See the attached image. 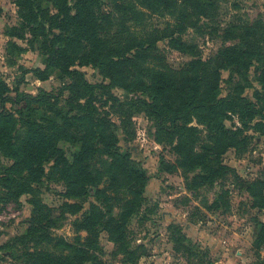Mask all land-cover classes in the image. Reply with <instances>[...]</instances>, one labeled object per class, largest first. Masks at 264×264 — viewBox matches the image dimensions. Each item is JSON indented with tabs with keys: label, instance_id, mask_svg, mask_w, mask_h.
Returning <instances> with one entry per match:
<instances>
[{
	"label": "rangeland",
	"instance_id": "rangeland-1",
	"mask_svg": "<svg viewBox=\"0 0 264 264\" xmlns=\"http://www.w3.org/2000/svg\"><path fill=\"white\" fill-rule=\"evenodd\" d=\"M75 1L68 0V5L73 7ZM120 1H93L91 9L95 22L98 17L103 19L96 35L116 39L118 35L125 37L127 30L136 35L153 30L169 31V36L156 43L154 58L144 62L154 70L180 71L192 61L216 56L221 49L235 43L227 35V30L235 25H264V0H220L215 15L201 17L197 23L179 19L176 14L180 10L171 8L156 12L141 5H138L139 9L146 12L143 21L132 23L130 19L124 23L125 16L117 7ZM20 4L21 0H0V111L15 113L19 106L6 98L16 97L18 91L35 96L43 91L58 94L60 105H65L69 91L61 93L60 90L71 82L66 72L58 65H53L43 77L35 72L38 68H46L50 54L48 45L51 40H56L54 33H48L50 21L44 23L46 30L33 24L28 26L22 14L29 16L31 12ZM35 6L39 20L47 18L49 12H57L53 0H36ZM53 30L56 34L61 33L60 29ZM65 37L67 35L62 33V38ZM92 43L73 42L72 54H76L77 59L71 69L81 70L93 84H110L99 67L80 61ZM65 44L59 42L61 46ZM262 65L258 59L252 61L245 74L248 83L237 72L222 70L219 96L240 93L249 100L251 107L262 108L264 92L258 79ZM237 83L244 85L243 91L233 89ZM111 90L119 100L110 101L96 90L92 101L96 108L94 112L107 123L103 131L107 141L114 142L116 152L113 155L130 157L145 171L148 180L142 203L126 224V249L121 250L106 228L99 225L97 241L100 249L89 248L92 257L84 264H261L264 241H259L258 234L262 229L260 223H264V210L255 207L253 195L247 188L249 183L264 181V112L251 119L238 104L225 112L227 115L221 120L226 129L234 132V140H228L230 146L226 150L215 146L219 134L211 135L208 127L194 118L188 126L198 129L195 150L208 155L200 165L189 168L183 165L182 155L176 150L177 137L170 139L158 135L157 119L144 106L130 103L139 97L149 98L148 95L118 85L112 86ZM31 105L38 107L33 113L38 121L50 113L44 103ZM74 113L68 111L69 116ZM233 142L235 145H231ZM54 143L63 150L69 162H73L74 155L81 149V141L56 139ZM205 145L213 150L211 154ZM98 147L97 153L89 159L90 169L97 177V186L108 188L107 170L113 158L103 143ZM14 162L9 152L0 149V177L11 178L10 188L0 183V264H40L36 254L41 250L43 254L71 255L72 250L64 245L54 246L59 238L83 247L88 233L79 230L75 223L83 218L90 202L99 204L108 216L119 217L120 207L112 205L108 211L107 204L94 197L93 187L88 196H68L67 182L51 168L53 161L42 164L44 173L36 175L40 177L38 180L31 179L32 175L26 169L16 171L15 168L8 174L5 168ZM20 183H30L37 189L41 201L53 208L58 225L47 231L52 241L38 245L34 241H16L26 233L31 213V193L15 194ZM111 190L107 193L115 196ZM116 199L107 203L115 204ZM65 203H79L83 209L75 214L69 209L62 212Z\"/></svg>",
	"mask_w": 264,
	"mask_h": 264
},
{
	"label": "trees",
	"instance_id": "trees-1",
	"mask_svg": "<svg viewBox=\"0 0 264 264\" xmlns=\"http://www.w3.org/2000/svg\"><path fill=\"white\" fill-rule=\"evenodd\" d=\"M53 1L57 12H49L46 15L47 18L42 17L39 20L40 16L35 11L37 10L36 0H21V7L29 8L31 12L29 16L22 14V18L28 26L33 24L44 30H46L44 23L50 21L48 33H54L56 40H51V45H48L50 54L46 68L44 70L38 68L35 72L43 77L42 75L53 65H58L71 79V82L60 90L61 93L69 91V97L65 105H60L58 94L45 91L37 96L21 94L18 91L16 97H7L6 99L19 107H16L15 113L0 111V149L9 152L15 161L5 168L8 174L15 168L16 171L26 169L28 174L32 175L31 179L38 180L40 177L36 175H42V171L44 173L42 164L45 161H53L51 168L60 173L63 180L67 182L68 196H88L90 187H93L94 197L104 201L108 211L111 210L112 205L120 207L119 217L114 218L112 215L108 216L99 204L90 202V208L83 214V218L75 223L79 230H85L88 233L82 243L83 247L59 238L54 246L64 245L72 250L71 255L43 254L42 250L36 254L40 264H75V261H78V264H84L92 257L89 248L100 249L97 241L99 225L106 228L121 250L126 249V224L142 203L144 186L148 180L145 171L130 157L113 155L116 152L114 142H108L107 135L103 131L107 128V123L94 112L96 108L92 101L95 91L100 90L110 101L119 100L111 90V87L115 85L146 93L149 98L139 97L130 103L144 106L157 119L158 135H165L170 139L177 137L176 150L182 155L183 165L195 168L206 160L208 154L204 151L197 153L195 150L198 129L195 126H188L194 118L205 124L211 135L219 134L215 146L226 150L230 146L227 144L228 140H234V132L226 129L221 120L222 116L226 117L225 112L236 104L251 119L264 112V106L260 109L251 107L249 100L240 93L219 96L222 70L230 69L237 72L248 83L245 74L252 61L256 59L263 63L259 69L258 79L264 92V25L262 23L235 25L227 30V35L235 43L221 49L216 56L206 60L192 61L180 71L154 70L145 66L144 62L154 58L156 43L161 38L169 36V31L153 30L145 35H136L127 30V33H124L125 37L118 35L116 39H113L114 36L102 38L96 35L98 28L102 26L103 19L98 17L96 22L94 20L91 9L94 0H76L73 7L68 5V0ZM219 1L121 0L117 7L125 16L122 20L124 23L130 19L132 23L143 21L146 12L139 9L138 5L156 12L171 8L174 11L180 10L176 14L179 19L197 23L201 17H213L218 11ZM39 9H42L40 5ZM72 10L75 12L73 13ZM53 29H60L61 33L56 34ZM62 33H65L67 38H62ZM61 41L66 44L59 45ZM84 41L94 43L90 48H86L80 61L99 67L110 80V84H93L86 79L81 70L71 69V66L76 63L74 60L77 59V55L72 54V44L76 42L82 45ZM242 86H244L242 83H237L233 89L240 92L245 88ZM83 99L84 102H82ZM32 103H44L50 113H46L41 121L36 120L33 113L38 107L32 106ZM66 110L75 111V113L69 116ZM56 139L81 141V149L74 155L73 162H69L63 150L56 146L54 143ZM102 143L104 149L113 158L107 170L110 177L108 188L97 186V177L93 175L89 164V159L99 150L98 144ZM231 145H235V142ZM205 146V148L208 147V145ZM207 149L210 154L213 152L212 149ZM10 180L9 177H0V183L4 187H11ZM247 189L253 195L255 207L264 210V181L249 183ZM107 190L113 191L115 196L108 194ZM36 192L37 189L30 183H20L19 190L15 193H31L32 195L29 200L31 213L27 220L26 233L16 238V241L21 243L29 241H34L37 245L45 241L48 243L52 241V238L47 231L58 225L53 217V208L42 202ZM114 198H117L115 204L107 203ZM66 209L75 214L80 212L83 206L79 203H65L62 206V212ZM260 224L262 229L258 239L264 241V223ZM261 264H264V260Z\"/></svg>",
	"mask_w": 264,
	"mask_h": 264
}]
</instances>
